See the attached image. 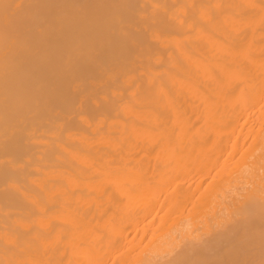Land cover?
<instances>
[{
  "label": "bare ground",
  "instance_id": "obj_1",
  "mask_svg": "<svg viewBox=\"0 0 264 264\" xmlns=\"http://www.w3.org/2000/svg\"><path fill=\"white\" fill-rule=\"evenodd\" d=\"M0 264H264V0H0Z\"/></svg>",
  "mask_w": 264,
  "mask_h": 264
}]
</instances>
